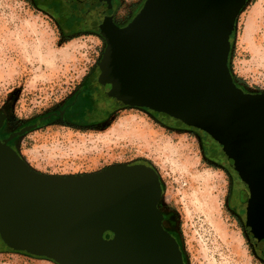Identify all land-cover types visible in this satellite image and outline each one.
<instances>
[{
  "label": "water",
  "instance_id": "water-1",
  "mask_svg": "<svg viewBox=\"0 0 264 264\" xmlns=\"http://www.w3.org/2000/svg\"><path fill=\"white\" fill-rule=\"evenodd\" d=\"M248 1L147 0L125 28L102 27L100 68L121 103L166 114L223 145L250 190L246 228L264 252V92L238 87L229 66ZM5 121L0 113V131ZM161 195L152 166L51 176L0 138V237L17 252L57 264H185L162 226Z\"/></svg>",
  "mask_w": 264,
  "mask_h": 264
},
{
  "label": "rangeland",
  "instance_id": "rangeland-1",
  "mask_svg": "<svg viewBox=\"0 0 264 264\" xmlns=\"http://www.w3.org/2000/svg\"><path fill=\"white\" fill-rule=\"evenodd\" d=\"M122 1L120 16L142 0ZM103 49L94 34H64L34 0H0V113L6 130L61 107ZM229 61L246 92H264V0H249L240 14ZM173 121L141 108H123L96 125L58 120L25 134L18 150L34 170L51 176L149 163L164 182L163 206L174 215L185 264H264L238 208L248 195L235 203L233 184L240 181L232 166L223 157L210 161L199 135L173 127ZM0 264L57 263L12 251L0 237Z\"/></svg>",
  "mask_w": 264,
  "mask_h": 264
},
{
  "label": "flooded vegetation",
  "instance_id": "flooded-vegetation-1",
  "mask_svg": "<svg viewBox=\"0 0 264 264\" xmlns=\"http://www.w3.org/2000/svg\"><path fill=\"white\" fill-rule=\"evenodd\" d=\"M146 1L147 0H142L140 2L141 4H136L130 12H126L120 16L119 13H121L122 10V0H34L36 6L47 13L64 34H94L101 38L104 43V49L96 67L86 74L85 78L81 81L75 92L61 107L57 108L54 112L40 115L25 124L13 127L11 133L6 130L4 124L0 131L1 139L6 141L12 149L19 153L18 142H20L21 138L25 134L37 130L46 124H51L58 120H64L77 126L102 124L106 122L109 117L123 108H141L136 105L121 103L117 96L114 95L112 86L104 85L101 82L102 69L100 68V63L107 48V39L104 34H102L101 29L109 23L119 29L125 28L140 13ZM141 109L152 112L158 117L160 116L159 113L153 110L146 108ZM169 119L174 120L173 127L177 129L183 128L191 130L199 135L202 140L203 152L210 161H221V157H223L224 160L229 163L223 153V145L220 142L214 140L200 129L187 126L172 117H169ZM137 164L152 166L151 164L145 162ZM156 171L158 172V170ZM233 171L237 180L240 181V183L237 182L233 184L232 191L234 192L235 203L241 199L240 197H242L243 194H245V196L248 195L246 200H241L238 204L240 214L245 218V222H247V206L251 202L250 190L242 181L239 173L235 169H233ZM159 176L162 185V195L158 203V210L162 215V226L169 235L176 239L182 251V245L179 239V233L176 228L172 210L163 206L164 182L160 174ZM109 234L110 236H107L111 239L113 237V233L109 232ZM256 248L264 254V252L257 247V245Z\"/></svg>",
  "mask_w": 264,
  "mask_h": 264
},
{
  "label": "trees",
  "instance_id": "trees-1",
  "mask_svg": "<svg viewBox=\"0 0 264 264\" xmlns=\"http://www.w3.org/2000/svg\"><path fill=\"white\" fill-rule=\"evenodd\" d=\"M234 34H235V32L233 33V35L231 36V38H233V36H234ZM230 60V59H229ZM230 62V61H229ZM230 64V63H229ZM230 66V65H229ZM234 77V76H233ZM234 80H235V82H236V84L239 86V87H241V84H240V81L239 80H236L235 79V77H234ZM242 88V87H241ZM160 115H166V114H163V113H159ZM170 117V116H169ZM96 125V124H95ZM9 133H11V132H9ZM1 138V137H0ZM107 235H109L110 236V234L109 233H107ZM12 250V249H11ZM12 251H15V250H12ZM22 254H26V255H29V254H27V253H25V252H22ZM29 256H31V255H29Z\"/></svg>",
  "mask_w": 264,
  "mask_h": 264
},
{
  "label": "bare ground",
  "instance_id": "bare-ground-1",
  "mask_svg": "<svg viewBox=\"0 0 264 264\" xmlns=\"http://www.w3.org/2000/svg\"><path fill=\"white\" fill-rule=\"evenodd\" d=\"M254 242V241H253ZM255 244V243H254ZM255 246H256V244H255Z\"/></svg>",
  "mask_w": 264,
  "mask_h": 264
}]
</instances>
